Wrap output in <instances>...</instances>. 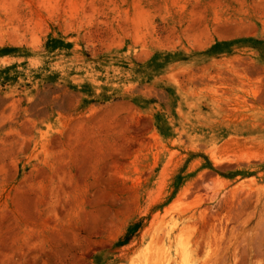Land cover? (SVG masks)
I'll return each mask as SVG.
<instances>
[{
    "label": "rangeland",
    "instance_id": "obj_1",
    "mask_svg": "<svg viewBox=\"0 0 264 264\" xmlns=\"http://www.w3.org/2000/svg\"><path fill=\"white\" fill-rule=\"evenodd\" d=\"M0 264H264V0H0Z\"/></svg>",
    "mask_w": 264,
    "mask_h": 264
},
{
    "label": "trees",
    "instance_id": "obj_2",
    "mask_svg": "<svg viewBox=\"0 0 264 264\" xmlns=\"http://www.w3.org/2000/svg\"><path fill=\"white\" fill-rule=\"evenodd\" d=\"M220 44H226V43H217V44L215 45V47L212 48V51H213L218 45H220Z\"/></svg>",
    "mask_w": 264,
    "mask_h": 264
}]
</instances>
